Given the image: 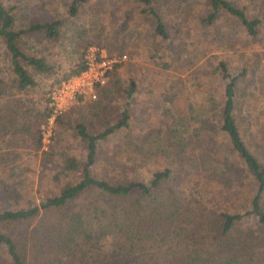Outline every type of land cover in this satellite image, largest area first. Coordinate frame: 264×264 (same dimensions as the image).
I'll list each match as a JSON object with an SVG mask.
<instances>
[{
    "label": "trees",
    "instance_id": "16d2710c",
    "mask_svg": "<svg viewBox=\"0 0 264 264\" xmlns=\"http://www.w3.org/2000/svg\"><path fill=\"white\" fill-rule=\"evenodd\" d=\"M106 1L69 0L68 16L90 12L107 20ZM173 2L178 1L127 0L116 14L131 24L151 25L149 60L164 69L191 60L194 43L182 40L202 32L207 45L238 46L235 51L244 57L239 70L232 74L226 61L217 62L205 80L219 81L220 94L164 111L161 130L146 136L154 141L141 153L155 162L147 180L131 178L129 162L111 165L115 176L95 173L98 141L116 135L129 139L125 111L99 135L57 118L63 130L72 129L86 144V155L82 162L65 150L51 151L49 159L58 158V187L39 202L19 205L26 197L20 178L25 169L15 150L0 152V264H264V71L258 72L259 66L264 69V0H205L204 15L178 3L171 11H177L174 24L166 26L162 10ZM14 26L13 11L0 4V41L9 64L0 68V137L31 138L37 155L40 123L31 117L40 116L21 95L36 86L27 68L47 74L53 67L43 57L23 54L18 42L23 35H40L56 43L63 22L34 18L27 30ZM171 29L180 42L170 36ZM84 69L82 61L63 80ZM132 92L131 83L127 95ZM49 116L46 109L42 118ZM134 153L141 156L135 146L118 157Z\"/></svg>",
    "mask_w": 264,
    "mask_h": 264
},
{
    "label": "rangeland",
    "instance_id": "374dc122",
    "mask_svg": "<svg viewBox=\"0 0 264 264\" xmlns=\"http://www.w3.org/2000/svg\"><path fill=\"white\" fill-rule=\"evenodd\" d=\"M177 1L170 3L171 7L167 6L162 10L166 26L174 24L172 20H175L177 11H171L178 3L183 5L181 7L188 4V9H194L198 15L207 13L205 0ZM124 2L127 0H107L105 4L108 8L104 11L107 20L102 18L96 20L90 12L80 13L76 19L70 18L67 13L69 0H0V4L6 10L13 11L15 31L27 30L34 18H39L41 23H47L53 19L63 22L61 37L56 43L49 42L40 35H23L18 42L23 54L43 57L46 64L53 67L51 73L47 74H38L27 68L36 81V86L21 95L25 105L33 108L36 116H40L31 117L33 121L40 123L39 153L35 155L33 139L24 135L15 139L0 137V152L15 150L20 156L19 164L25 169L20 178L24 182L22 192L26 197L23 198L20 206H24L26 201L39 202L41 198L56 193L58 183L55 175L59 168L55 166L54 161L58 158L57 155L52 154L49 159L51 151L65 150L80 161H84L86 144L74 135L75 132L72 129L63 130L62 125L57 124L58 117H64V120L69 121L72 126L84 124L89 134L99 135L115 125L125 111L128 116L129 139L116 135V137L109 136L106 140L98 141L95 173L100 176L106 174L115 176L109 167L117 162L120 164L129 162V166L134 167V171L128 175L131 178L147 180L155 162L151 156L143 157L142 155L154 141L148 140L146 136L151 131L154 134L159 133L161 130L159 127L164 123V111L166 109L177 111L185 104H200L205 97L212 96L215 91L220 94L219 81L212 83L205 80L209 79L211 70L217 62L226 61L229 72L232 74L239 70V61H243L244 57H239V50L235 51L238 46L231 47L224 41L217 44V47L207 45L201 37L202 32H196V34L191 32L182 40L183 43H187L189 38L187 45L194 43L196 50L187 56L188 59L191 57V60L186 63L176 61L171 67L164 69L160 63L149 60L147 44L154 42L151 25L131 24L124 19L123 14H116L123 8ZM165 3L169 2L165 1ZM173 32L174 29H171L170 36L176 39V43L180 42ZM99 33L102 34L99 35ZM199 39L202 40L199 42ZM87 41L94 42L87 48H97L108 57L126 55L127 60L113 68L106 85L97 91L96 101L79 100L66 111L55 117L49 116L45 120L42 117L46 109L50 112L46 100L51 87L82 64V54L87 48L79 45ZM172 47L176 51V48ZM163 50L167 53V50ZM187 57L184 55L181 59ZM248 60H250V67H253V61L249 58ZM8 65V56L0 41V68L5 70ZM260 69L264 71L263 65L259 66L258 72ZM199 81L202 86L198 84ZM131 83L134 85V92L128 96L127 92ZM262 86L261 83L256 86L259 95L262 93ZM29 117L27 121L33 122ZM135 146L140 149L141 156L134 153L118 157L122 152ZM45 153L48 154L44 155Z\"/></svg>",
    "mask_w": 264,
    "mask_h": 264
},
{
    "label": "built area",
    "instance_id": "2783aa9c",
    "mask_svg": "<svg viewBox=\"0 0 264 264\" xmlns=\"http://www.w3.org/2000/svg\"><path fill=\"white\" fill-rule=\"evenodd\" d=\"M125 60L126 55L108 57L97 48H87L83 54L85 69L51 87L47 97L50 116L66 111L79 100L96 101L97 91L106 85L113 68Z\"/></svg>",
    "mask_w": 264,
    "mask_h": 264
}]
</instances>
